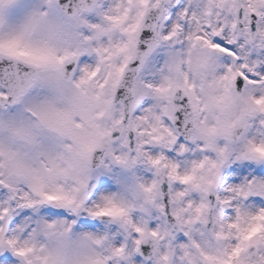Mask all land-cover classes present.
<instances>
[{"label": "snow or ice", "instance_id": "6c2138e0", "mask_svg": "<svg viewBox=\"0 0 264 264\" xmlns=\"http://www.w3.org/2000/svg\"><path fill=\"white\" fill-rule=\"evenodd\" d=\"M0 264H264V0H0Z\"/></svg>", "mask_w": 264, "mask_h": 264}]
</instances>
